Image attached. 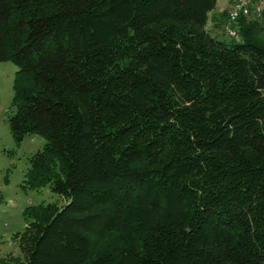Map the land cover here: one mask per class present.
<instances>
[{
    "label": "trees",
    "instance_id": "obj_1",
    "mask_svg": "<svg viewBox=\"0 0 264 264\" xmlns=\"http://www.w3.org/2000/svg\"><path fill=\"white\" fill-rule=\"evenodd\" d=\"M217 3L0 0L9 125L64 199L26 208L23 264H264V19L218 39Z\"/></svg>",
    "mask_w": 264,
    "mask_h": 264
},
{
    "label": "rangeland",
    "instance_id": "obj_2",
    "mask_svg": "<svg viewBox=\"0 0 264 264\" xmlns=\"http://www.w3.org/2000/svg\"><path fill=\"white\" fill-rule=\"evenodd\" d=\"M225 2L219 0L221 6ZM218 9L211 11L209 31L218 39L230 41L224 17L215 21L212 18ZM19 68L12 60L0 61V188L3 196L0 202V264H23L25 260L20 236L27 225V207L40 203H64L63 197L54 192L50 184L37 187L28 182L31 159L43 150L47 139L33 133L18 141L10 128L8 118L15 112L14 81Z\"/></svg>",
    "mask_w": 264,
    "mask_h": 264
},
{
    "label": "built area",
    "instance_id": "obj_3",
    "mask_svg": "<svg viewBox=\"0 0 264 264\" xmlns=\"http://www.w3.org/2000/svg\"><path fill=\"white\" fill-rule=\"evenodd\" d=\"M229 8L226 17V32L231 39L242 40L238 29L240 19H264V0H228Z\"/></svg>",
    "mask_w": 264,
    "mask_h": 264
},
{
    "label": "crops",
    "instance_id": "obj_4",
    "mask_svg": "<svg viewBox=\"0 0 264 264\" xmlns=\"http://www.w3.org/2000/svg\"><path fill=\"white\" fill-rule=\"evenodd\" d=\"M225 4L223 6L220 5L219 0L217 3L216 8H219L218 11L212 15L213 20L215 21L216 19H219V17H224L225 21H226V17H227V10L229 8V2L228 0H225ZM215 8V9H216ZM215 12V11H214ZM216 23V22H215ZM214 23V24H215ZM218 25V24H217Z\"/></svg>",
    "mask_w": 264,
    "mask_h": 264
}]
</instances>
